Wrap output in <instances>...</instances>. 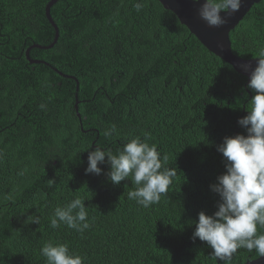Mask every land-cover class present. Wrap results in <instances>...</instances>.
<instances>
[{
  "label": "trees",
  "instance_id": "16d2710c",
  "mask_svg": "<svg viewBox=\"0 0 264 264\" xmlns=\"http://www.w3.org/2000/svg\"><path fill=\"white\" fill-rule=\"evenodd\" d=\"M49 1L0 0V264H46L40 249L49 242L66 244L84 264H222L192 238L191 222L217 210L210 185L225 168L216 147L246 135L237 121L253 95L247 78L157 0H142L139 12L141 0H57L50 8L57 41L31 48L29 58L76 81L63 77L26 57L31 45L54 41ZM229 36L236 56L256 57L264 0ZM137 137L157 146L163 167L177 169L148 208L128 199L131 177L108 180L106 163L100 175L85 174L88 151L118 154ZM77 197L90 227L51 228L55 208ZM257 258L242 248L231 264Z\"/></svg>",
  "mask_w": 264,
  "mask_h": 264
},
{
  "label": "clouds",
  "instance_id": "9594fccd",
  "mask_svg": "<svg viewBox=\"0 0 264 264\" xmlns=\"http://www.w3.org/2000/svg\"><path fill=\"white\" fill-rule=\"evenodd\" d=\"M192 2L198 4V16L209 27L219 28L240 11L244 0ZM134 7L139 12L142 0ZM254 60L255 66L250 70L247 64L240 66L242 71L249 73L246 87L253 93L245 109L247 115L237 121L246 135L226 136L216 147L222 154L225 168L210 185V190L219 196L217 210L211 215L201 211L197 220L191 222L195 225L192 238L205 242L211 249L210 255L222 264H231L233 256L242 248L264 257V234H258V227L264 228V47ZM114 130L115 126H111L104 135ZM105 163L110 168L107 178L112 184L118 185L131 177L135 188L128 192V199L144 208L160 201L177 173L176 168L163 167L155 144L142 142L139 137L126 142L118 154L100 148L88 151L85 174L100 175L102 169L98 164ZM83 202L77 197L63 207H56L50 217V227L55 229L63 224L82 234L90 227ZM28 220L39 224L38 216H29ZM40 252L46 264H84V258L70 254L66 244L49 242Z\"/></svg>",
  "mask_w": 264,
  "mask_h": 264
},
{
  "label": "water",
  "instance_id": "95a60500",
  "mask_svg": "<svg viewBox=\"0 0 264 264\" xmlns=\"http://www.w3.org/2000/svg\"><path fill=\"white\" fill-rule=\"evenodd\" d=\"M57 0H50L45 6V17L50 23L55 31L54 41L48 46H41L38 44H33L26 51V57L30 63H43L50 67L46 62H41L38 60H31L29 58V50L31 48L37 49H50L53 47L54 43L58 38V28L50 16V8ZM164 10L173 13L179 22L187 28V30L196 37L199 43L211 54L230 65L233 70L244 77L247 78L248 82V72H244L241 69V65H249V70L251 67L255 66L254 58H240L232 52L230 32L233 31L239 24V22L244 18V16L249 12L254 4L259 3L261 0H244L243 5L239 12H237L233 17L229 18V22L219 28L209 27L197 13L198 4H194L192 0H157ZM223 15V14H222ZM52 68V67H50ZM53 71L57 72L59 75L67 78L74 79V77L66 76L59 72L57 69L52 68ZM76 81V80H75ZM246 82V85H247ZM245 85V86H246ZM75 109L77 110V104H75ZM244 264H264V257H258L252 261H247Z\"/></svg>",
  "mask_w": 264,
  "mask_h": 264
}]
</instances>
